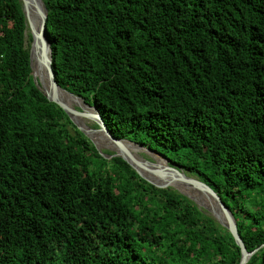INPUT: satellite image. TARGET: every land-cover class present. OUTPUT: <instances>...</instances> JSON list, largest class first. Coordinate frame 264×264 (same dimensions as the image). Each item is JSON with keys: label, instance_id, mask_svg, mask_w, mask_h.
I'll use <instances>...</instances> for the list:
<instances>
[{"label": "trees", "instance_id": "16d2710c", "mask_svg": "<svg viewBox=\"0 0 264 264\" xmlns=\"http://www.w3.org/2000/svg\"><path fill=\"white\" fill-rule=\"evenodd\" d=\"M43 2L58 85L216 192L247 251L264 244V0ZM24 30L0 0V264H239L229 230L46 98Z\"/></svg>", "mask_w": 264, "mask_h": 264}, {"label": "water", "instance_id": "95a60500", "mask_svg": "<svg viewBox=\"0 0 264 264\" xmlns=\"http://www.w3.org/2000/svg\"><path fill=\"white\" fill-rule=\"evenodd\" d=\"M21 3V7H22V11L24 14V18H25V29H26V25L28 24L29 28H30V34H31V46H30V67H31V74L33 76L34 82L36 84V86L42 91V93L46 96V98L52 102H55L56 104H58L69 116L70 120L76 125V127L91 141L93 142L92 138H91V132L93 130L88 129L86 127H84L83 125H81L80 123H78L76 121V114L77 111L72 109L70 106H68L66 103H64L57 95V91L56 90H62L64 92H66L67 94L74 96L75 98H77L79 101L77 102H81L84 105H86L87 107L91 108V110L94 111V116H92V118L95 119V121L99 124V130L101 133L103 132L105 135L109 136V138H111L112 140H125V139H118L115 138L110 131L108 130V128L106 127V125L104 124L97 108L95 106H91L87 103H85L83 101L82 98L66 91L65 89L61 88L58 83L55 80V74L53 72V68H52V57H51V48H50V39L48 37V34L46 33V18H47V9L45 7V4L43 2V0H19ZM27 6H31L33 8H35L38 12V15L40 16V21H39V31L38 34H35L31 28L30 23L27 20V11H26V7ZM25 33V30H24ZM45 47H48V53H49V57L46 58L45 57ZM38 50H40V54H39V60H41V62H43L42 64L44 65V67H41V70L46 74L47 78H48V82L50 85V88H46L44 83L42 82V79L39 75H34V68H33V54L34 51L38 52ZM37 77V78H36ZM83 108V107H81ZM117 151V150H116ZM157 153V152H156ZM159 154V153H158ZM115 156H119L121 157L123 160H125L142 178L146 179L148 182H150L151 184L157 186V187H165V186H174L172 184V180H175L176 178H171L168 180H163V181H156L153 178H151L150 176L142 173L133 163L132 161L125 156L124 154L120 153L119 151L114 153ZM162 155V154H160ZM166 159V158H165ZM172 168V167H171ZM174 169V171L178 174L179 178H181V180L185 181V182H189V184L191 185H195L196 188H201L205 194L211 196L215 203L217 204V207L219 208V210H221V212L224 214V217L216 215L215 213H212V217L218 222L220 223L223 227H225L227 230H229V232L232 234L235 243L239 246L240 248V261L239 264H247V262L249 261L250 257L256 252L258 251V249L262 246H264V244H262L259 248H256L253 251H247L244 243L240 237V235L238 234L237 231V227H236V220L234 219L232 213L230 212V210L228 209V207L222 202L221 198L218 196V194L216 192H214L212 189H210V187H208L206 184L200 182V181H196L193 179H190L189 177L185 176L182 172H180L179 170ZM193 185V186H194ZM173 188V187H172ZM177 189V188H176ZM184 194V193H183ZM186 195V194H184ZM189 199H191L192 201H194V199L189 196L186 195ZM195 203V201H194ZM196 204V203H195ZM210 211H212L210 209ZM213 212V211H212Z\"/></svg>", "mask_w": 264, "mask_h": 264}, {"label": "bare ground", "instance_id": "6f19581e", "mask_svg": "<svg viewBox=\"0 0 264 264\" xmlns=\"http://www.w3.org/2000/svg\"><path fill=\"white\" fill-rule=\"evenodd\" d=\"M26 11H27V19L29 20V22L31 24V28H32L33 32L35 34H38L40 16L38 15L37 10L35 8L31 7V6H27L26 7ZM39 51L40 50H38V52ZM38 52H35V53H38ZM34 57H36L35 54H34ZM45 57L46 58L49 57L48 47H45ZM36 62H38L40 65H36ZM36 62L34 61V63H33L34 72L41 77L42 82L44 83L45 87L49 89L50 85H49V82H48V78H47L46 74L41 70V67L42 68L44 67V65L42 64L43 62H41L38 58H37ZM56 91H57L58 97L64 103H66L68 106L69 105H71V106L72 105H76L77 101H79L74 96H71V95L67 94L66 92H64L62 90H56ZM91 112H92V115H94V111L91 110ZM76 121L84 126V124L77 117H76ZM96 132H94V133L91 132V133H93L92 137L97 143L99 141L100 142L102 141L103 143L109 145L110 147L116 148L117 151H119L120 153H122L125 156H127L132 161V163L142 173H144V174L149 173L151 176H154L155 178H158L161 181L168 180V179H171V178H173V179L176 178L175 180H172V183H176V182L181 181L182 184L185 185V186L190 185L191 189L194 192H197L202 197H205V198L208 199V201H207L208 204H209L208 206L210 207V209L216 215L224 217V214L221 212V210H219V208L217 207V204L215 203L214 199L211 196L205 194V192L201 188H196L194 184H193L194 185L193 186V185L189 184V182H185V181L181 180V178H179L178 174L174 171V169H172L169 166L168 160L165 159L164 157H162V155L156 153L155 151L151 152L150 155L153 157L155 162L154 163L148 162V161L144 160L143 158H141L138 154L136 155L134 153V147L135 148H137V147H136V145H133V143H131L130 141H128V140H118V141L112 140L111 138H109V136H106L103 132L102 133L97 132L99 134H97ZM160 168H162V170Z\"/></svg>", "mask_w": 264, "mask_h": 264}, {"label": "rangeland", "instance_id": "374dc122", "mask_svg": "<svg viewBox=\"0 0 264 264\" xmlns=\"http://www.w3.org/2000/svg\"><path fill=\"white\" fill-rule=\"evenodd\" d=\"M28 20V19H27ZM28 22H29V20H28ZM30 23V22H29ZM31 25V24H30ZM32 40H31V34H30V28H29V26H28V24L26 25V29H25V47H28L29 49H30V46H31V42ZM34 54L36 55V57H34ZM34 54H33V63H34V61L36 62L37 61V58L39 59V54H40V51L38 52V53H35L34 52ZM38 54V55H37ZM36 58V59H35ZM41 61V60H40ZM36 65H40L38 62H36ZM33 72H34V70H33ZM34 75H37L35 72H34ZM37 78V77H36ZM72 109H74V110H76L77 111V113L78 114H76L77 116V118L84 124V126L86 127V128H88V129H91V130H93L92 132L94 133V132H100V131H98L99 130V124L95 121V119L94 118H92V116H94V115H92V112H91V108H87V106L86 105H84L83 103H81V102H77L76 103V105H69ZM81 107H83V108H81ZM87 108V109H86ZM96 132V133H97ZM93 133H91V138H92V140H93V144H94V146L97 148V150L99 151V153L100 154H103V155H105V156H108V157H110V155H112V156H115L114 155V153L115 152H117L116 150V148H114V147H110L109 145H107V144H105V143H103L102 141L100 142H96L94 139H93V137H92V134ZM101 133V132H100ZM97 134H99V133H97ZM107 136V135H106ZM125 140H127V139H125ZM129 141V140H128ZM131 142V141H130ZM131 143H133V145H136V147L137 148H135L134 147V153L137 155H139L141 158H143L144 160H146V161H148V162H151V163H154L155 161H154V159H153V157L150 155V153L151 152H154V151H151V150H149L146 146H144V145H140V144H137V143H135V142H131ZM107 154H109V155H107ZM163 157V156H162ZM168 163H169V161H168ZM169 166L170 167H172V168H175V169H177V170H179L180 172H182L185 176H187V177H189L190 179H193V180H196V181H198L197 180V178L195 177V176H193V175H191L190 173H188V172H186V171H183V170H180L179 168H177L176 166H174V165H172V164H170L169 163ZM161 170H162V168H160ZM144 172V171H143ZM146 173V172H145ZM148 176H150L151 178H153L154 180H158V181H161V180H159L158 178H155L154 176H151L149 173H146ZM174 186H172L174 189H176L177 191H179V192H181L182 194L184 193V194H186V195H189V196H191L193 199H194V201H195V203H196V205L200 208V209H202L205 213H207L208 215H211L212 216V213H214V212H212V211H210V207L208 206L209 204H208V199L207 198H205V197H202L199 193H197V192H194L192 189H191V186L190 185H188V186H185V185H183L182 184V182L181 181H179V182H176V183H172ZM190 187V188H189Z\"/></svg>", "mask_w": 264, "mask_h": 264}]
</instances>
